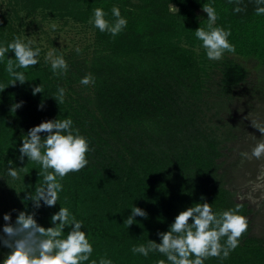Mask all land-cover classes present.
<instances>
[{"label":"trees","instance_id":"trees-1","mask_svg":"<svg viewBox=\"0 0 264 264\" xmlns=\"http://www.w3.org/2000/svg\"><path fill=\"white\" fill-rule=\"evenodd\" d=\"M9 1L16 23L2 15L0 46L15 37L24 39L18 9L28 17L41 13L44 18L90 27L94 38L86 50L63 55L66 75L55 74L50 61L39 55L34 67L17 69L27 82L12 85L6 65L8 58L15 62V53L0 60V216L11 212L14 223L13 209L32 212V202L25 197L42 182L38 163L18 159L22 136L42 121L70 117L94 150L88 152L84 169L60 181L63 191L56 206L42 204L35 219L51 227V215L62 206L83 221L82 230L93 246L85 264L93 260L99 264L101 257L112 264H157L161 259L168 264L159 252L145 257L132 248L149 240L160 243L157 233L168 231L180 211L205 201L214 213L241 205L240 214L249 226L227 259L210 257L204 264H264V238L253 234V210L237 202L227 188L220 162L223 141L218 127L207 122L214 85L219 99L229 97L247 82L249 72L227 57L209 60L195 36L198 27L207 29L202 9L210 5L217 15L215 26L231 30L228 39L235 45L234 55L255 59L264 67V14H256V0H239L244 9L240 13L233 11L237 0ZM113 6L127 20L115 37L90 22L98 7L107 14L106 20L114 22ZM88 73L95 83L82 85ZM40 84L43 93L33 95L32 87ZM60 87L66 90L62 104L54 99ZM21 101L22 107L12 110ZM9 165L23 167L19 179L7 175ZM133 206L143 209L147 218L137 216L128 227L124 221ZM68 231L66 227L65 236ZM225 241L226 237L221 243ZM9 251L0 245V264Z\"/></svg>","mask_w":264,"mask_h":264},{"label":"clouds","instance_id":"clouds-1","mask_svg":"<svg viewBox=\"0 0 264 264\" xmlns=\"http://www.w3.org/2000/svg\"><path fill=\"white\" fill-rule=\"evenodd\" d=\"M256 3V14H264V6H260L264 5V0H256ZM173 8L176 7L173 5ZM202 10L207 13V29L198 27L195 36L202 42L207 58L219 61L223 59L225 52L234 54L235 45L228 39L231 30L215 26L217 15L214 7L203 5ZM243 10L237 0L233 11L240 13ZM111 12L116 18L112 23L105 19L107 14L99 7L94 9V17L90 22L101 32H108L115 37L127 26V20L121 16L118 7L113 6ZM34 43L31 39L25 41L15 37L11 43L0 46V60L10 51L15 53V62L8 58L6 65L7 73L14 78L12 85L16 82L21 85L27 82L25 74L17 69L34 67L39 63L41 50L34 48ZM76 51L79 53L80 49L77 48ZM46 59L50 61L55 74L66 75L68 64L62 55L57 56L55 50H52L48 52ZM80 83L87 86L94 84L95 79L88 73ZM38 93H43L42 84L32 87V94ZM65 94L64 88H58L54 97L58 104L64 102ZM22 105L23 101L15 103L12 110L16 111ZM43 107L44 105L40 104L38 109L42 110ZM252 126L264 134V124L253 121ZM41 133H46V136L42 137ZM22 137L18 159L23 162L27 157L28 160L38 163L41 166L38 175L42 177V182L33 192L26 194L25 200L32 202V212L27 209H13L12 212H17L14 223L11 212L3 214L5 223L0 229V245L10 251L3 258L2 264H85L93 253V246L87 233L82 230L83 221L77 220L67 207L60 206L59 210L51 215L52 226L45 228L35 219V210L42 204L49 208L56 206L59 193L63 191L60 181L69 173L84 169L89 163L87 154L94 149H90L88 138L80 134L78 128L73 127L70 117L42 121L31 127ZM253 139L256 137L253 136ZM240 155L244 161L261 160L264 158V139L256 140L250 152H241ZM22 170L23 167L14 169L9 165L7 175L13 180L19 179V172ZM257 179H264V172ZM201 200L204 201V197H201ZM241 210L242 206L238 204L235 208L214 213L211 204L206 201L195 203L176 215L168 231L157 233L160 243L149 240L147 245L135 246L132 251L145 257L150 252H159L166 257L168 264H204L210 257L227 259L239 246L241 237L248 230V219L240 214ZM137 216L146 219L147 213L133 206L131 215L124 222L129 227ZM66 227L70 231L65 236ZM225 237L226 241L222 244L221 240ZM92 264H97V261L93 260ZM99 264H112V261L101 257ZM157 264L166 262L161 259Z\"/></svg>","mask_w":264,"mask_h":264},{"label":"rangeland","instance_id":"rangeland-1","mask_svg":"<svg viewBox=\"0 0 264 264\" xmlns=\"http://www.w3.org/2000/svg\"><path fill=\"white\" fill-rule=\"evenodd\" d=\"M2 15L16 21L13 4L9 0H0V19ZM18 15L24 23L21 28L23 38L33 40V46L40 48L44 59L52 50H55V55L63 56L77 48L86 50L93 43L94 31L90 27L44 18L41 13L28 17L24 10L19 9ZM225 57L244 66L249 77L247 82L223 99L217 97L218 87L214 85L210 98L214 106L207 122L210 120L211 126L218 127L217 132L223 141L224 156L220 162L224 164L222 170L226 174L227 188L237 202L247 203L252 208L253 234L264 238V179H257L264 172V158L244 161L240 155L241 152H250L256 140L264 139V134L252 126L253 121L264 124V67L255 59L234 54H224L223 59ZM217 112L219 114L214 116ZM2 219L0 216V229Z\"/></svg>","mask_w":264,"mask_h":264}]
</instances>
